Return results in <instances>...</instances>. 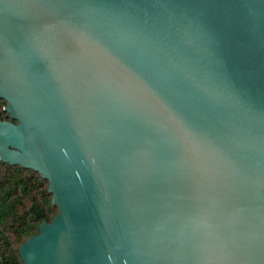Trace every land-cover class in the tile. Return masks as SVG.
I'll return each mask as SVG.
<instances>
[{
  "label": "water",
  "instance_id": "95a60500",
  "mask_svg": "<svg viewBox=\"0 0 264 264\" xmlns=\"http://www.w3.org/2000/svg\"><path fill=\"white\" fill-rule=\"evenodd\" d=\"M0 100L23 264H264V0H0Z\"/></svg>",
  "mask_w": 264,
  "mask_h": 264
},
{
  "label": "trees",
  "instance_id": "16d2710c",
  "mask_svg": "<svg viewBox=\"0 0 264 264\" xmlns=\"http://www.w3.org/2000/svg\"><path fill=\"white\" fill-rule=\"evenodd\" d=\"M0 100V119L10 120ZM49 183L39 173L0 160V264H23L19 249L58 214Z\"/></svg>",
  "mask_w": 264,
  "mask_h": 264
}]
</instances>
